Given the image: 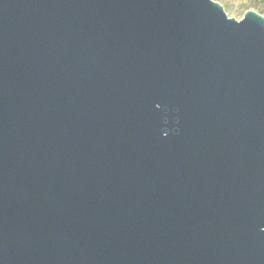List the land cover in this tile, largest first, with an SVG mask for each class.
Returning a JSON list of instances; mask_svg holds the SVG:
<instances>
[{"label": "water", "instance_id": "95a60500", "mask_svg": "<svg viewBox=\"0 0 264 264\" xmlns=\"http://www.w3.org/2000/svg\"><path fill=\"white\" fill-rule=\"evenodd\" d=\"M0 264H264V17L0 0Z\"/></svg>", "mask_w": 264, "mask_h": 264}, {"label": "rangeland", "instance_id": "374dc122", "mask_svg": "<svg viewBox=\"0 0 264 264\" xmlns=\"http://www.w3.org/2000/svg\"><path fill=\"white\" fill-rule=\"evenodd\" d=\"M223 7L229 18L240 20L247 11H253L264 17V0H213Z\"/></svg>", "mask_w": 264, "mask_h": 264}]
</instances>
